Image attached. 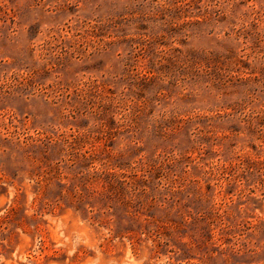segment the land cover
Masks as SVG:
<instances>
[{
  "label": "rangeland",
  "instance_id": "374dc122",
  "mask_svg": "<svg viewBox=\"0 0 264 264\" xmlns=\"http://www.w3.org/2000/svg\"><path fill=\"white\" fill-rule=\"evenodd\" d=\"M0 264H264V0H0Z\"/></svg>",
  "mask_w": 264,
  "mask_h": 264
}]
</instances>
